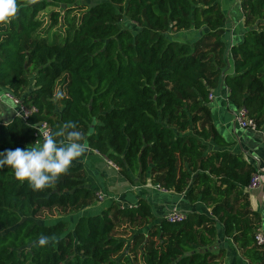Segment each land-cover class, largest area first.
I'll list each match as a JSON object with an SVG mask.
<instances>
[{"label": "trees", "instance_id": "trees-1", "mask_svg": "<svg viewBox=\"0 0 264 264\" xmlns=\"http://www.w3.org/2000/svg\"><path fill=\"white\" fill-rule=\"evenodd\" d=\"M239 2L245 30L227 51L220 0H18L17 17L0 26V90L37 112L27 124L13 115L0 120V152L37 147L38 123L55 132L72 121L82 143L124 180L148 177L209 213L156 222L140 198L131 209L111 204L80 214L71 228L66 220L39 224L42 210L75 213L94 202L82 165L43 191L4 167L0 264H220V232L249 264H264V247L254 241L260 216L246 192L255 168L229 150L208 107L222 82L230 105L245 108L264 131V0ZM179 33L183 41L174 40ZM227 52L232 75L225 74ZM122 225L136 229L129 245L114 234ZM41 235L47 246H38Z\"/></svg>", "mask_w": 264, "mask_h": 264}, {"label": "crops", "instance_id": "crops-1", "mask_svg": "<svg viewBox=\"0 0 264 264\" xmlns=\"http://www.w3.org/2000/svg\"><path fill=\"white\" fill-rule=\"evenodd\" d=\"M223 14L225 15V35L224 41L229 48L241 40L242 34L245 30L243 24V16L241 15L239 0H220ZM229 62L225 70L226 75H232V62L229 52L226 53ZM226 57V58H227ZM226 86L221 82L218 89L211 90L215 95L225 94ZM208 107L213 117V123L218 128L222 136L231 144L229 150L236 154H242L246 160L252 156L259 159V168L264 169V137L261 133H254L249 130H240L233 123L232 112L234 107L220 98L213 101H208ZM0 110L3 107L0 106ZM14 114H6L0 118L1 121L10 120ZM86 151L77 160L73 161V165L81 164L84 170L85 183L94 191V193H102L105 199L102 203L94 200L95 205L92 203L85 209L89 210L88 213H98L102 209L107 208L111 204L122 207L128 204H136L140 198H145L151 205V213L156 217V222L161 220L164 213L172 206H177L180 210L189 213L192 211L209 213V209L205 208L202 204L189 205L185 199L184 194H175L172 191H149L146 189L131 191L138 181L135 180L130 184L124 180L112 167H110L104 158L95 153L94 150L89 149L84 145ZM261 176L264 177V170L261 171ZM137 181V183H135ZM130 184L128 186L127 184ZM145 186L152 185L150 178H146ZM149 188V186H147ZM250 204V210L258 213L260 216V224L258 231L264 236V184L260 189L255 191H247ZM84 209V208H83ZM86 214V213H85ZM84 215V214H83ZM219 242L216 250L223 249L225 251L224 257L220 264H249L241 256V252L234 246L230 239L222 238L221 232L219 234Z\"/></svg>", "mask_w": 264, "mask_h": 264}, {"label": "clouds", "instance_id": "clouds-1", "mask_svg": "<svg viewBox=\"0 0 264 264\" xmlns=\"http://www.w3.org/2000/svg\"><path fill=\"white\" fill-rule=\"evenodd\" d=\"M39 0H24L25 5H35ZM19 11L18 0H0V26L7 27L17 17ZM62 93L57 94V99ZM0 118L6 114L23 117L16 110V104L10 91L0 93ZM11 121L8 122V124ZM6 124L5 126L7 127ZM61 138V139H57ZM84 135L75 122H65L57 131H46L43 143L39 148L9 149L0 152V168H10L16 180L27 184L34 191H43L55 186L60 179L67 175L73 161L79 159L86 151L82 143ZM50 238L41 235L38 246H47Z\"/></svg>", "mask_w": 264, "mask_h": 264}, {"label": "built area", "instance_id": "built-area-1", "mask_svg": "<svg viewBox=\"0 0 264 264\" xmlns=\"http://www.w3.org/2000/svg\"><path fill=\"white\" fill-rule=\"evenodd\" d=\"M4 91L0 90V93H2ZM227 95H228V89H225V94L222 95L217 94L215 95L212 91H210V93L208 94V101H213L216 98H220L221 100L225 101L226 103L230 104L228 99H227ZM13 97V96H12ZM14 98V102L16 104V110L21 112L23 117L17 116V118H19L22 122H24L25 124L28 123L30 117L35 114L37 112L35 107H26L24 106L21 101L15 97ZM14 116L16 117V115L14 114ZM232 117H233V123L237 126L238 129L240 130H249L251 132L254 133H261L262 136L264 137V131H262L261 129H258L256 127V123L253 119L249 118L248 116V112L246 111L245 108H234L233 112H232ZM34 129V145L39 147L42 146L43 143V134L46 131H51V128L49 126L48 123L46 122H41L38 123L37 125L33 126ZM96 154H98L95 151ZM99 155V154H98ZM104 160L106 161V163L112 167L115 171H118V167L115 166L114 164H112L110 161H107L105 158ZM248 163H251L254 168H255V172L252 174L250 182L248 184V186L246 187V192L247 191H255L257 189H260L261 185L264 184V177L261 176V171H263L264 169H260L259 168V159L256 156H252L250 159L247 160ZM139 184V185H138ZM147 186H149V188H147ZM145 186L144 184H140L137 183L135 186H133L131 188V191L136 192L138 190H142V189H146V190H153V191H165L162 188L159 187V185H147ZM166 192V191H165ZM105 199V195H103L102 193L98 192L95 194V200L98 203H102ZM136 204H128V205H124L121 208H133L136 207ZM187 217V213L180 210L177 206H172L170 207L163 215L162 220H164L165 222L169 223V224H177V223H181L183 221L186 220ZM254 241L256 243V245L264 247V236L257 230L254 236Z\"/></svg>", "mask_w": 264, "mask_h": 264}, {"label": "rangeland", "instance_id": "rangeland-1", "mask_svg": "<svg viewBox=\"0 0 264 264\" xmlns=\"http://www.w3.org/2000/svg\"><path fill=\"white\" fill-rule=\"evenodd\" d=\"M79 14V13H77ZM241 15L243 16V13L241 11ZM39 19H41L44 23V28L48 26L49 24V14H48V10L44 11L43 13H41L39 15ZM61 21V20H59ZM125 24V20L123 19L121 22V25L123 26ZM54 32H60L61 35H64V31L65 28H55L53 29ZM51 31V32H53ZM182 33H179L178 35H174L173 38L176 41H183L182 37ZM191 36V35H190ZM32 72L29 69L28 70V76L31 77ZM61 91L60 86L57 87L56 89V94H58ZM61 93H63L61 91ZM39 148V147H37ZM128 186H130V184H127ZM139 185V184H138ZM105 202V201H104ZM96 202H93V204L95 205ZM96 206V205H95ZM89 210L87 209H81V211L75 212V213H67V212H62L59 209H52V210H42L35 218V222L37 223H44V224H54L57 221L63 220V221H71L72 224L70 223V228L73 226V223L75 222L77 216H79L80 214H85L86 215H93L92 213H88ZM136 229L134 228H130L127 226H120L117 228V232H115L114 234L119 237L124 243H126L127 245H129L131 243V239L133 234L135 233ZM134 264H138V262H134Z\"/></svg>", "mask_w": 264, "mask_h": 264}, {"label": "water", "instance_id": "water-1", "mask_svg": "<svg viewBox=\"0 0 264 264\" xmlns=\"http://www.w3.org/2000/svg\"><path fill=\"white\" fill-rule=\"evenodd\" d=\"M135 183H137V181Z\"/></svg>", "mask_w": 264, "mask_h": 264}]
</instances>
